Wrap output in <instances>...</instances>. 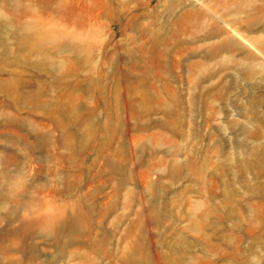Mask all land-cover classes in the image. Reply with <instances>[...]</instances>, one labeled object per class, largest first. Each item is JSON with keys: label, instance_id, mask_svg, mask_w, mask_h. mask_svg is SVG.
I'll return each mask as SVG.
<instances>
[{"label": "rangeland", "instance_id": "374dc122", "mask_svg": "<svg viewBox=\"0 0 264 264\" xmlns=\"http://www.w3.org/2000/svg\"><path fill=\"white\" fill-rule=\"evenodd\" d=\"M0 264H264V0H0Z\"/></svg>", "mask_w": 264, "mask_h": 264}]
</instances>
